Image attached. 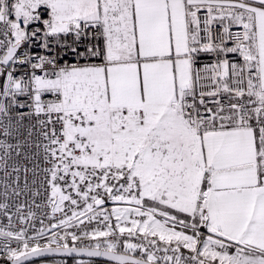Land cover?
<instances>
[{
  "label": "snow or ice",
  "instance_id": "snow-or-ice-1",
  "mask_svg": "<svg viewBox=\"0 0 264 264\" xmlns=\"http://www.w3.org/2000/svg\"><path fill=\"white\" fill-rule=\"evenodd\" d=\"M0 217L4 264H264V0H0Z\"/></svg>",
  "mask_w": 264,
  "mask_h": 264
},
{
  "label": "water",
  "instance_id": "water-1",
  "mask_svg": "<svg viewBox=\"0 0 264 264\" xmlns=\"http://www.w3.org/2000/svg\"><path fill=\"white\" fill-rule=\"evenodd\" d=\"M50 258H79V259H87V257H74V256L66 255V254H44V255H42L40 257L30 258L29 260L25 261L24 264H41V261L51 262L50 260H48Z\"/></svg>",
  "mask_w": 264,
  "mask_h": 264
},
{
  "label": "trees",
  "instance_id": "trees-1",
  "mask_svg": "<svg viewBox=\"0 0 264 264\" xmlns=\"http://www.w3.org/2000/svg\"><path fill=\"white\" fill-rule=\"evenodd\" d=\"M50 261L60 260L63 261L64 264H74L75 260H79V258H50Z\"/></svg>",
  "mask_w": 264,
  "mask_h": 264
},
{
  "label": "built area",
  "instance_id": "built-area-1",
  "mask_svg": "<svg viewBox=\"0 0 264 264\" xmlns=\"http://www.w3.org/2000/svg\"><path fill=\"white\" fill-rule=\"evenodd\" d=\"M3 222H6L4 221L3 217H0V223H3ZM13 246H15V244H13ZM4 257L3 256H0V264H3L4 263Z\"/></svg>",
  "mask_w": 264,
  "mask_h": 264
}]
</instances>
